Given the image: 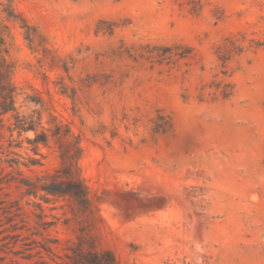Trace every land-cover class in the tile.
I'll use <instances>...</instances> for the list:
<instances>
[{
  "label": "rangeland",
  "instance_id": "rangeland-1",
  "mask_svg": "<svg viewBox=\"0 0 264 264\" xmlns=\"http://www.w3.org/2000/svg\"><path fill=\"white\" fill-rule=\"evenodd\" d=\"M7 80L92 211L42 197L69 145L0 115V264H264V0H0Z\"/></svg>",
  "mask_w": 264,
  "mask_h": 264
},
{
  "label": "trees",
  "instance_id": "trees-1",
  "mask_svg": "<svg viewBox=\"0 0 264 264\" xmlns=\"http://www.w3.org/2000/svg\"><path fill=\"white\" fill-rule=\"evenodd\" d=\"M10 111H15L13 117L15 121L13 122V129H16L20 135L23 132L29 130L34 131V136L31 138H26V140L33 145L35 152L37 151L39 145L46 146L49 144V139L52 138L54 141L67 143L66 147H60V158L62 165L53 174L47 175L48 181H43L39 184L41 190L44 191L42 197L49 201V195L52 198H67L71 201L73 207L79 212H90L92 211V206L88 196V190L81 176L76 168L75 160L80 155V148L70 140V131L64 127L61 123H56L54 127H44L39 121L37 125L40 129L37 130V125L34 121L27 115H20L16 112L14 107V87L7 80L5 83L0 82V115L8 113ZM11 129V131L13 130ZM75 149L77 155L74 157L73 150ZM37 160V159H33ZM34 162H38L34 161ZM33 164V163H32ZM47 178H37V179H47ZM23 183L30 188L33 183L25 179ZM28 194H37V191H31L27 189ZM41 226L46 230L48 227L52 226L53 221L41 220L39 222ZM58 239H53L51 242H56ZM41 248L51 257L53 252V246L47 243H41ZM37 254L41 253V250L36 251ZM31 256V254H30ZM72 258L73 264H116L114 255L109 250H95L87 254H76V256H70ZM55 261V260H54ZM56 262V261H55Z\"/></svg>",
  "mask_w": 264,
  "mask_h": 264
}]
</instances>
